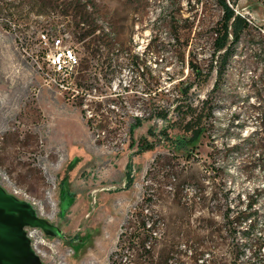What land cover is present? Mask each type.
<instances>
[{
    "label": "rangeland",
    "instance_id": "374dc122",
    "mask_svg": "<svg viewBox=\"0 0 264 264\" xmlns=\"http://www.w3.org/2000/svg\"><path fill=\"white\" fill-rule=\"evenodd\" d=\"M27 1L0 0V187L60 229L27 227L42 264H195L194 248L215 264H264V245L239 238L233 257L225 233L205 228L221 223L226 187L232 204L262 189L264 210V168L240 169L257 156L249 143L225 162L210 155L258 126L264 0H226L250 28L214 92L216 0H54L43 15ZM56 39L79 61L65 86L47 69ZM196 119L209 132L189 156ZM136 207L157 233L144 246L125 229Z\"/></svg>",
    "mask_w": 264,
    "mask_h": 264
},
{
    "label": "trees",
    "instance_id": "16d2710c",
    "mask_svg": "<svg viewBox=\"0 0 264 264\" xmlns=\"http://www.w3.org/2000/svg\"><path fill=\"white\" fill-rule=\"evenodd\" d=\"M216 2L222 9L223 14L215 31L216 38L213 43V54L215 55L220 51H223V54L218 67L219 77L214 82L212 92L217 90L219 78L222 76V70L233 56L235 45L239 42L242 33L250 28L249 21L243 15L235 13L232 6H230L226 0H216ZM27 3L28 11L33 12L35 15H43L46 11L59 6L54 0H28ZM4 27L5 29H9L6 25ZM252 107L261 115L257 122L258 126L243 138H241L239 134V137H236L233 143L228 141L224 142L220 151L217 152L213 149L210 154L214 159L221 157L225 162L229 160L230 156L241 154L242 142L249 143L247 150L250 153H256L257 156L250 158L246 163L241 162L240 169L245 174L251 173L252 169L255 167L259 169L264 168V117H262L264 106L259 102ZM92 117L93 115L89 118ZM134 121L136 126L141 124L138 118H135ZM231 123L234 124V121ZM241 126L242 124H240V127ZM90 129L93 128L90 127ZM208 132L209 127L202 124L200 119H196L194 123L188 124L189 156L196 154L201 138L206 136ZM225 132H228V129H226ZM146 149L150 151L152 147H147ZM229 190L230 188L227 187L223 190L224 203L220 209L221 223L218 225L217 221L212 217L207 219L208 225H206L205 228L208 231V235L213 238L215 235L225 233L224 235L226 238L223 237V239H228L230 242L229 253L233 257L239 255V252L241 253L246 250V248L243 247V243H239V238H243L245 242L252 245V252H260L264 245V210H260L257 203L263 190L256 188L243 196L239 194L234 204L228 201ZM127 223L128 226H125V229H127L128 235L137 236L139 242H141L143 246L149 237L154 238L157 236L153 221L151 219L149 220L148 215L144 212L142 207L135 208L127 219ZM135 223L136 227L131 229ZM259 226L261 230L257 233L256 229ZM191 252L195 264H215L213 259H209L208 261L201 259L203 254L202 250L194 248ZM115 254L116 253H111L110 257L113 258Z\"/></svg>",
    "mask_w": 264,
    "mask_h": 264
},
{
    "label": "water",
    "instance_id": "95a60500",
    "mask_svg": "<svg viewBox=\"0 0 264 264\" xmlns=\"http://www.w3.org/2000/svg\"><path fill=\"white\" fill-rule=\"evenodd\" d=\"M27 227L40 228L50 235L60 233L58 227L37 214L32 204L0 187V264H42Z\"/></svg>",
    "mask_w": 264,
    "mask_h": 264
},
{
    "label": "built area",
    "instance_id": "2783aa9c",
    "mask_svg": "<svg viewBox=\"0 0 264 264\" xmlns=\"http://www.w3.org/2000/svg\"><path fill=\"white\" fill-rule=\"evenodd\" d=\"M53 50L46 54L47 69L53 75L58 76V84L65 86L69 83V80L73 77L76 69L79 65V61L76 58L73 50L69 48L61 47V41L59 39L54 40ZM44 76L48 77V72L43 73ZM27 234L31 237L28 229L26 228ZM32 244V242H31Z\"/></svg>",
    "mask_w": 264,
    "mask_h": 264
}]
</instances>
